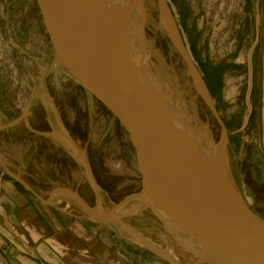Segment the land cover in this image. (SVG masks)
<instances>
[{
	"label": "rangeland",
	"instance_id": "374dc122",
	"mask_svg": "<svg viewBox=\"0 0 264 264\" xmlns=\"http://www.w3.org/2000/svg\"><path fill=\"white\" fill-rule=\"evenodd\" d=\"M155 1L143 32L153 67L151 87L168 103L172 118L175 116L178 123L196 131L206 145L215 146L220 141L221 128L193 87L181 54L166 31L158 27L161 22L158 0ZM169 4L227 129L230 179L244 200H250V207L264 218V195H260L261 202L257 204L254 196L243 192L237 165L243 142L253 137L248 125L254 117L259 57L264 48V0H169ZM126 21L129 25L128 17ZM139 32L128 48L130 61L137 66L142 56ZM139 84L145 89L146 83ZM32 112L51 117L50 133L66 130L77 143L78 148L71 144L72 156L82 157L89 177L96 181L97 176L103 183V191L99 190L104 197L113 196L109 213L124 215L125 222L127 218L134 221L139 233L157 241L163 254L180 264H220L203 260L192 249L182 246L164 221L140 199L131 198L140 191L141 173L129 136L55 55L36 0H0L2 122L7 120L10 124ZM14 145L0 143V152L5 156ZM80 153L87 155V161ZM138 204L139 210L135 211ZM136 241L140 243L137 238ZM224 250L229 258L264 264V254L259 251Z\"/></svg>",
	"mask_w": 264,
	"mask_h": 264
},
{
	"label": "crops",
	"instance_id": "0c3cea01",
	"mask_svg": "<svg viewBox=\"0 0 264 264\" xmlns=\"http://www.w3.org/2000/svg\"><path fill=\"white\" fill-rule=\"evenodd\" d=\"M259 58L248 125L253 137L237 159L241 188L257 204L264 195V48ZM2 118L0 143L15 145L5 156L0 152L9 170L0 165V264H12L7 252L17 264H180L139 233L134 221L109 213L113 196L104 197L103 183L89 177L82 157L72 156L77 143L69 133L49 132L51 117L32 112L10 124ZM138 236L151 246L138 243Z\"/></svg>",
	"mask_w": 264,
	"mask_h": 264
},
{
	"label": "water",
	"instance_id": "95a60500",
	"mask_svg": "<svg viewBox=\"0 0 264 264\" xmlns=\"http://www.w3.org/2000/svg\"><path fill=\"white\" fill-rule=\"evenodd\" d=\"M36 2L55 55L129 136L141 173L140 191L131 198L148 202V208L155 214L156 210L162 213L220 264H248L229 258L224 249L243 248L264 254V218L250 207L230 179L227 129L187 56L181 30L166 0L158 3L165 10L167 26L177 41V50L189 70L192 85L221 128V156L215 171L202 164L193 166L176 160L160 142V139L170 140L166 130L157 131L156 135L145 124L154 118L155 112L128 95L132 81L127 75L122 22L115 27L117 46L113 34L96 12V1L89 3L93 17L84 19L66 13L57 0ZM109 15L114 21L112 14ZM185 150L191 152L190 148ZM0 164L9 172L1 157ZM6 257L17 264L10 252Z\"/></svg>",
	"mask_w": 264,
	"mask_h": 264
},
{
	"label": "bare ground",
	"instance_id": "6f19581e",
	"mask_svg": "<svg viewBox=\"0 0 264 264\" xmlns=\"http://www.w3.org/2000/svg\"><path fill=\"white\" fill-rule=\"evenodd\" d=\"M57 1L61 5V7L66 11V13H68L73 17H81L82 19H84L86 16L87 18L88 16L91 18L93 17L94 10H92L89 3L91 4L92 2L96 1L98 3L96 12L99 15L101 21L107 26V29L113 34L117 46H119V40L117 37V31L115 27H117V24L122 22L123 32L125 33V55H126L125 58H126V67L128 69L127 75L131 78L132 81V84L128 86V91H127L128 95L133 100L143 103V105H146L149 110H153L155 112L154 118L145 121V124L156 135H157V131L163 132V130H166L167 137L170 140L168 142H164L163 139H160V142L162 143V146L164 145L167 151L176 160L193 166H198L199 164H202L207 166L209 170L215 171L221 156V143H218L215 146L206 145L205 142H203L202 137H200V135L196 131L191 130L189 126H184L183 124H181V122L178 123L177 121L179 120L175 116H174L175 119L171 117V111L169 109L170 107L168 103L163 100V97L161 95L156 94L154 88L151 87V81H152L151 72L153 70V67L149 62V58H148L149 56L146 53L148 50V44L146 42V39L144 37L145 34L143 32L145 31L144 30L145 26L149 21V17H150L149 11L152 9V7L155 6L156 1L155 0H57ZM166 2L167 4H169V0H166ZM157 5L159 11V19L161 22L160 25L158 24V27L166 31V33L169 35L170 39L172 40L174 46L177 48V41L174 35L170 32L166 23L167 15L165 13V10L163 6L159 5L158 1H157ZM171 11L174 16L172 7H171ZM109 14H112L111 17L115 18L114 21L111 18H109L110 17ZM127 17H128V22H130L129 25L128 24L126 25L125 23L127 22L126 21ZM138 30L140 31L139 33L141 37L140 40H141L142 56L138 58L139 62L137 66L132 61H130V56L128 55V48L135 40V36ZM182 39H183V34H182ZM183 44L190 62L195 68V71L198 73L196 67L197 62H195L194 60L190 46L184 41V39H183ZM186 70L189 76H191L188 68ZM160 73H162V70ZM140 81L146 83L145 89H143L142 86L139 84ZM186 148H190L191 152L190 153L186 152L185 150ZM263 164L264 163L262 162L261 165L264 167ZM141 201L142 200L140 199V202ZM141 203L142 204L144 203L146 206H148V202L146 203L145 201H142ZM139 207L140 205L138 207L136 205L134 207V210L138 211ZM155 212L157 216L162 221H164V223L168 226L171 233L182 244V246H184L185 248L192 249L203 260H208L213 263L217 262L213 257V255L207 252L198 242H196L192 237H190L189 234L178 228L171 220L165 217L158 210H156ZM108 218L109 217H104V219H108ZM137 239L140 242L151 246L150 241L141 238L140 236H138ZM235 242L246 243L244 241H235ZM192 245H194L197 248H193Z\"/></svg>",
	"mask_w": 264,
	"mask_h": 264
},
{
	"label": "built area",
	"instance_id": "2783aa9c",
	"mask_svg": "<svg viewBox=\"0 0 264 264\" xmlns=\"http://www.w3.org/2000/svg\"><path fill=\"white\" fill-rule=\"evenodd\" d=\"M246 202L250 205L251 204V202H250V200L247 198V200H246Z\"/></svg>",
	"mask_w": 264,
	"mask_h": 264
}]
</instances>
